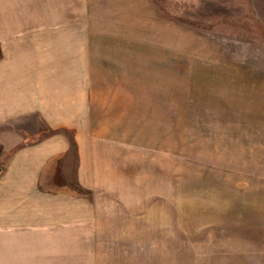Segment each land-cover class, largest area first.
Returning <instances> with one entry per match:
<instances>
[{
    "label": "rangeland",
    "instance_id": "obj_1",
    "mask_svg": "<svg viewBox=\"0 0 264 264\" xmlns=\"http://www.w3.org/2000/svg\"><path fill=\"white\" fill-rule=\"evenodd\" d=\"M81 20L91 189L76 195L98 264H264V0H82ZM30 127L9 130L16 148L73 141Z\"/></svg>",
    "mask_w": 264,
    "mask_h": 264
},
{
    "label": "crops",
    "instance_id": "obj_2",
    "mask_svg": "<svg viewBox=\"0 0 264 264\" xmlns=\"http://www.w3.org/2000/svg\"><path fill=\"white\" fill-rule=\"evenodd\" d=\"M18 9L33 19L17 25ZM0 17L10 19L0 23V145L10 152L0 176V264H98L85 227L94 220L76 195L91 189L80 149L90 148L91 95L82 0H0ZM22 122L72 130L73 141L58 134L16 148L9 130Z\"/></svg>",
    "mask_w": 264,
    "mask_h": 264
},
{
    "label": "water",
    "instance_id": "obj_3",
    "mask_svg": "<svg viewBox=\"0 0 264 264\" xmlns=\"http://www.w3.org/2000/svg\"><path fill=\"white\" fill-rule=\"evenodd\" d=\"M0 172H1V167H0Z\"/></svg>",
    "mask_w": 264,
    "mask_h": 264
}]
</instances>
